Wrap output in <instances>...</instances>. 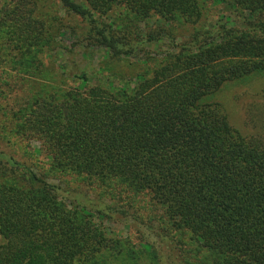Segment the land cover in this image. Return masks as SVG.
<instances>
[{
	"label": "trees",
	"instance_id": "1",
	"mask_svg": "<svg viewBox=\"0 0 264 264\" xmlns=\"http://www.w3.org/2000/svg\"><path fill=\"white\" fill-rule=\"evenodd\" d=\"M39 1L0 8V140L46 157L0 148V264H264V107L246 133L215 99L264 74V0ZM67 33L95 84L44 60Z\"/></svg>",
	"mask_w": 264,
	"mask_h": 264
},
{
	"label": "rangeland",
	"instance_id": "2",
	"mask_svg": "<svg viewBox=\"0 0 264 264\" xmlns=\"http://www.w3.org/2000/svg\"><path fill=\"white\" fill-rule=\"evenodd\" d=\"M8 1L10 0H0V8ZM39 2L41 11H39L38 16L43 18L48 17V15L57 8V6L54 7L55 2L50 0H40ZM59 14L62 15V13ZM46 19L48 20V18ZM101 52V49L82 43L74 35L67 33L66 37L61 38L59 49L52 54L54 57L52 58V56H50L46 58L45 56L44 60L46 63L50 64L51 67H55L57 64H63L64 67L61 69V72L64 74L67 84L69 86L78 87L81 81L73 77L74 72L77 74L86 72L87 75L90 76V82L92 81V83L95 84L96 80L92 77L91 73L97 70V65L101 60ZM133 60L137 61V59ZM30 61L31 60H29V62ZM111 65L113 64L111 63ZM145 66L136 67V69L133 70L126 62H115L114 71L112 72L119 74L126 84L135 86L138 83L135 76L138 72H143ZM263 89L264 74H254L245 80L231 82L223 86L216 94L215 99L227 107L234 124L243 132L248 133L251 131V127L247 124L248 116H252V114L255 115L256 112L260 113L263 110ZM257 108L260 109L259 112L256 111ZM12 140L15 143L10 145L6 143L4 139H1L0 148L6 152L12 153L19 160L27 164H31V160H35L41 164L46 162V157L37 154L35 151V147L39 146L37 142L16 141V138ZM119 230H121L119 236H123L124 239L129 238V243L133 244L135 247L141 246L137 241L136 235H129L127 229H124L123 226L118 224V226L112 227V232L117 233ZM125 247L126 250L129 248V252L132 251V247L127 243H125ZM124 255H127V251L124 252ZM142 264H152V260L147 258Z\"/></svg>",
	"mask_w": 264,
	"mask_h": 264
}]
</instances>
